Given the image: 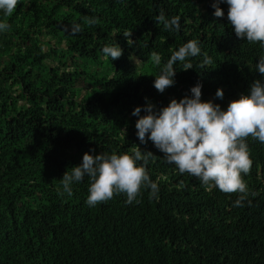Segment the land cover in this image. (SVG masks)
I'll use <instances>...</instances> for the list:
<instances>
[{"label": "trees", "instance_id": "1", "mask_svg": "<svg viewBox=\"0 0 264 264\" xmlns=\"http://www.w3.org/2000/svg\"><path fill=\"white\" fill-rule=\"evenodd\" d=\"M213 3L31 0L11 15L0 12L10 25L0 33V264H264V144L246 138L252 167L242 178L256 195L236 207L237 193L201 185L151 141L141 143L132 115L136 106L145 114L146 98L159 109L190 95L198 81L202 100L226 108L264 79L255 70L264 49L238 39L227 4H220L225 16L215 17ZM161 11L181 17L179 31L157 24ZM89 17L99 24L89 26ZM73 22L82 31H66ZM194 39L213 63L201 69L202 56L188 70L177 63L176 83L157 91L151 52L165 62ZM116 41L122 55L104 58L102 47ZM137 147L153 153L147 171L158 198L142 188L139 203L126 204L120 194L89 207L87 177L72 196L58 195L63 174L85 152Z\"/></svg>", "mask_w": 264, "mask_h": 264}, {"label": "clouds", "instance_id": "2", "mask_svg": "<svg viewBox=\"0 0 264 264\" xmlns=\"http://www.w3.org/2000/svg\"><path fill=\"white\" fill-rule=\"evenodd\" d=\"M21 3L29 5L31 0H0V12L5 16L11 15ZM221 3L228 6L227 20L235 36L250 44L258 43L264 49V0H214L215 17L225 16ZM155 21L168 31H179L181 28V17L178 15L168 18L161 11ZM99 22L98 17L86 20L89 26ZM9 30L10 25L0 20V33ZM65 30L77 34L82 27L73 22ZM123 35L131 45V31H125ZM101 52L104 58L112 61L122 55L123 49L116 41L115 44H105ZM198 56L203 57L199 65L201 69L213 63L195 39L179 46L165 62H162L160 53L151 52L149 59L159 68V73L154 75L155 89L163 93L173 86L176 83L175 65L181 64L182 70L191 69L194 67L191 59ZM255 70L264 77V55L259 56ZM189 91L190 95L172 98L159 109L146 98L144 115H141L142 106H136L132 111V115L138 117L136 135L141 143L151 141L164 154L166 162L175 165L179 173L195 177L203 186L211 185L224 193H237L233 206H243L249 195H256L255 192L250 193L242 174L247 175L252 167L246 138L252 137L264 144V79L255 80L247 93L230 101L226 108L212 100H202V83L199 81ZM223 95V89L218 88L215 96L223 99ZM152 155L151 151L142 152L139 147L131 153L101 152L93 155L85 152L81 163L63 174L58 195L72 196L73 185L87 177L89 186L85 203L89 207L120 194L126 195V204L139 203L142 188L150 190V198H158V183L150 178L147 171Z\"/></svg>", "mask_w": 264, "mask_h": 264}]
</instances>
